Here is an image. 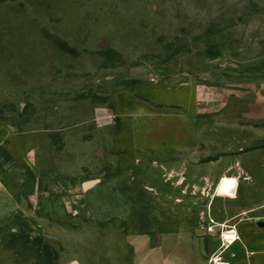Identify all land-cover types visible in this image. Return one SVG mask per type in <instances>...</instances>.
I'll use <instances>...</instances> for the list:
<instances>
[{
	"label": "rangeland",
	"instance_id": "rangeland-1",
	"mask_svg": "<svg viewBox=\"0 0 264 264\" xmlns=\"http://www.w3.org/2000/svg\"><path fill=\"white\" fill-rule=\"evenodd\" d=\"M0 124L93 183L64 214L17 186L0 264H133L130 234L262 209L264 0H0Z\"/></svg>",
	"mask_w": 264,
	"mask_h": 264
},
{
	"label": "crops",
	"instance_id": "crops-1",
	"mask_svg": "<svg viewBox=\"0 0 264 264\" xmlns=\"http://www.w3.org/2000/svg\"><path fill=\"white\" fill-rule=\"evenodd\" d=\"M22 139L11 131L9 125L0 124V221L25 207L26 197H17L13 192L17 186L34 191V198L45 208L56 198L59 202V207L55 206L58 214L72 210L74 204L80 202L79 199L87 198L92 188L86 187L93 183H86L81 176L63 173L53 165L46 167L39 162L37 149L30 144L24 145ZM245 213H237L224 221L215 219L218 223L232 222L231 226H235L240 235L227 248L231 251L229 259L233 264H264V249L252 248L258 244L257 238L244 226V222L254 227L264 220V208L255 207ZM214 224L206 221L201 227L183 224L161 229L157 233L139 231L130 234L128 242L133 250V264H210V254L222 245L221 237L213 230ZM204 238H207L208 252L204 250ZM41 245L49 259L60 255H51V245ZM111 254L115 252L111 251Z\"/></svg>",
	"mask_w": 264,
	"mask_h": 264
},
{
	"label": "built area",
	"instance_id": "built-area-1",
	"mask_svg": "<svg viewBox=\"0 0 264 264\" xmlns=\"http://www.w3.org/2000/svg\"><path fill=\"white\" fill-rule=\"evenodd\" d=\"M214 223L215 221L212 220ZM226 235L231 238H226ZM220 237L222 239L221 249L219 248L217 251L210 254L209 262L210 264H233V262L223 255V252L232 244L235 240L240 238V235L235 228V226H225V228L221 231ZM223 249V250H222ZM222 250V251H221Z\"/></svg>",
	"mask_w": 264,
	"mask_h": 264
},
{
	"label": "water",
	"instance_id": "water-1",
	"mask_svg": "<svg viewBox=\"0 0 264 264\" xmlns=\"http://www.w3.org/2000/svg\"><path fill=\"white\" fill-rule=\"evenodd\" d=\"M106 42H107V39L104 40V44H105V45H106ZM99 154L103 155V153H102V148L100 149ZM203 246H204V250H205L206 252H208V249H207V238H204V239H203ZM205 248H206V249H205Z\"/></svg>",
	"mask_w": 264,
	"mask_h": 264
}]
</instances>
